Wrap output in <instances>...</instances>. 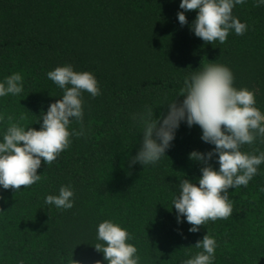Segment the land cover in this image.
I'll use <instances>...</instances> for the list:
<instances>
[{
    "label": "trees",
    "instance_id": "trees-1",
    "mask_svg": "<svg viewBox=\"0 0 264 264\" xmlns=\"http://www.w3.org/2000/svg\"><path fill=\"white\" fill-rule=\"evenodd\" d=\"M181 0H0V82L13 73L23 76V92L0 97V142L6 117L40 130L42 115L61 99L63 90L47 73L71 64L96 77L101 94L84 101L81 137L51 164L43 160L41 179L14 192L0 186V264H108L94 245L98 225L112 221L126 229L137 248L139 264H183L202 249L204 235L215 238L213 264H264V163L247 187L230 188L233 213L189 232L185 217L177 221L173 200L179 184H197L204 166L189 159L207 153L198 125L180 123L165 156L154 165H130L141 148L140 116L168 112L186 77L209 62L227 66L234 87L255 93L264 113V5L256 0L236 5L233 16L247 25L243 35L230 31L225 43H206L191 26L197 11L184 12ZM25 119L20 120L21 116ZM72 120L69 131H80ZM257 138L241 151L259 154ZM218 154L209 161L219 170ZM61 186L74 192L71 209L45 204Z\"/></svg>",
    "mask_w": 264,
    "mask_h": 264
},
{
    "label": "clouds",
    "instance_id": "clouds-1",
    "mask_svg": "<svg viewBox=\"0 0 264 264\" xmlns=\"http://www.w3.org/2000/svg\"><path fill=\"white\" fill-rule=\"evenodd\" d=\"M246 0H181L177 17L181 26L188 23L184 12L197 11L191 29L195 36L206 43L226 42L230 31L243 35L247 25L233 16L236 5ZM264 5V0H256L255 7ZM47 77L60 89L63 96L50 104L42 115L40 130L21 126L14 117H6L7 127L0 142V186L14 192L31 187L41 176L37 174L42 160L51 165L57 157L71 145V137L83 136L84 101L82 93L93 98L101 94L99 83L89 71L77 72L71 64L58 66L47 73ZM23 92V76L16 72L0 82V97L19 95ZM179 96L167 104L168 112L160 118L154 117L151 108L140 116L143 140L137 155L130 165H154L171 146L175 132L182 121L189 128L198 125L202 130L201 139L214 145L207 153L193 151L189 159L201 162L202 175L197 184L183 179L179 184V195L173 200L177 221L185 217L191 225L189 232H198L200 226L209 221L226 220L233 213V203L229 198L230 188L247 187L258 167L264 163V151L254 149L259 154L241 151L243 145H253L257 138L264 143V113L256 107L255 93L247 88L234 87V76L225 65L209 62L202 70L186 77ZM25 119L22 115L20 120ZM81 125L80 131H69L72 120ZM0 121L5 116L0 115ZM218 154L219 170L209 161ZM264 191V188L261 189ZM74 192L70 186H61L58 195H47L45 204L57 209L73 208ZM97 239L103 243L94 245L96 251L104 254L108 264H139L137 248L128 243L132 237L118 224L105 220L98 225ZM197 252L183 264H213L217 242L209 234L195 244ZM20 264H23L21 261ZM96 264H101L97 261Z\"/></svg>",
    "mask_w": 264,
    "mask_h": 264
}]
</instances>
